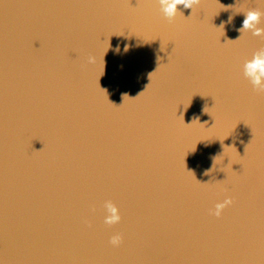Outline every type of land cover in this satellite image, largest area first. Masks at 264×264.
Masks as SVG:
<instances>
[{
	"label": "water",
	"instance_id": "obj_1",
	"mask_svg": "<svg viewBox=\"0 0 264 264\" xmlns=\"http://www.w3.org/2000/svg\"><path fill=\"white\" fill-rule=\"evenodd\" d=\"M252 9L0 0V264H264Z\"/></svg>",
	"mask_w": 264,
	"mask_h": 264
},
{
	"label": "clouds",
	"instance_id": "obj_2",
	"mask_svg": "<svg viewBox=\"0 0 264 264\" xmlns=\"http://www.w3.org/2000/svg\"><path fill=\"white\" fill-rule=\"evenodd\" d=\"M163 11L166 16L172 18L175 16L178 5L183 4L185 8H192L194 4H198L200 0H160ZM262 13L258 9L249 10L245 14L243 20V27L238 29L241 33L245 30H252V34L255 36H264V28H260L257 25L260 22ZM231 21V17L229 18ZM245 74L251 79L252 84L257 88H264V49L257 51L253 58L245 64ZM233 204L231 197L226 198L223 202L217 203L215 208L211 210V215L219 218L225 208ZM106 209V215L104 217V223L108 226L116 225L121 222L120 210L115 203L108 200L104 204ZM123 241V236L119 233L113 235L110 239V243L113 246H119Z\"/></svg>",
	"mask_w": 264,
	"mask_h": 264
}]
</instances>
